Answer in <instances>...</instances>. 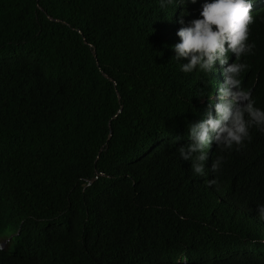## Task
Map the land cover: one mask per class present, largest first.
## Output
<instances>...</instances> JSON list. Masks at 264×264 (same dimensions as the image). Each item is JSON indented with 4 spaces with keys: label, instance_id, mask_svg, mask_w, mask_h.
Segmentation results:
<instances>
[{
    "label": "trees",
    "instance_id": "trees-1",
    "mask_svg": "<svg viewBox=\"0 0 264 264\" xmlns=\"http://www.w3.org/2000/svg\"><path fill=\"white\" fill-rule=\"evenodd\" d=\"M168 11L0 0V228L19 232L0 264H264L233 212L264 206V134L224 205L181 179L184 141H171L200 91L170 51ZM249 42L246 80L264 85V16Z\"/></svg>",
    "mask_w": 264,
    "mask_h": 264
},
{
    "label": "clouds",
    "instance_id": "clouds-1",
    "mask_svg": "<svg viewBox=\"0 0 264 264\" xmlns=\"http://www.w3.org/2000/svg\"><path fill=\"white\" fill-rule=\"evenodd\" d=\"M160 6L169 10L171 19L180 15L166 36L180 71L200 91V114L186 133L171 141H184L177 156L189 168H182L181 179L193 183L195 200L222 206L231 177L250 169L243 156L264 134V85L245 77L254 48L251 26L264 16V0H160ZM249 203L238 204L233 212L256 236L252 243L261 244L256 254L264 260V206L255 219ZM1 230L0 252L10 249L8 254H14L11 242L19 232L5 236ZM180 264H187V256L180 257Z\"/></svg>",
    "mask_w": 264,
    "mask_h": 264
},
{
    "label": "bare ground",
    "instance_id": "bare-ground-1",
    "mask_svg": "<svg viewBox=\"0 0 264 264\" xmlns=\"http://www.w3.org/2000/svg\"><path fill=\"white\" fill-rule=\"evenodd\" d=\"M260 8H264V6H261ZM36 218V217H35Z\"/></svg>",
    "mask_w": 264,
    "mask_h": 264
}]
</instances>
